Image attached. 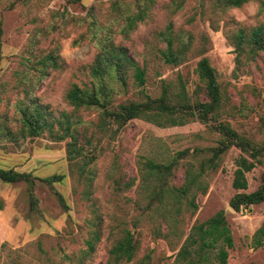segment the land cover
Returning a JSON list of instances; mask_svg holds the SVG:
<instances>
[{
    "label": "rangeland",
    "instance_id": "obj_1",
    "mask_svg": "<svg viewBox=\"0 0 264 264\" xmlns=\"http://www.w3.org/2000/svg\"><path fill=\"white\" fill-rule=\"evenodd\" d=\"M112 1L0 0V126L15 130L20 105L33 101L54 115L73 112L65 99L68 88L74 83L97 86L91 67L99 47L87 28L90 17L85 23L72 22L88 16L93 6L97 23L111 25L114 44L123 47L145 71L144 83L138 85L133 71L128 70L125 92L119 91L115 101L141 99V91L157 97L164 89L173 102L181 92L189 104L206 101L203 83L195 72L198 52L204 47L202 54L215 69L222 95L218 120L228 122L254 142H264V54L242 56L238 64L231 42L236 28L264 22V7L258 0L219 14L217 29L211 27L209 14H201L207 0H183L179 8L175 3L180 0H155L147 17L127 34L118 32L121 20L107 21L113 14ZM63 15L67 18L64 26L51 30L52 23H60ZM169 22L173 33L187 30L194 37L186 59L178 64L166 63L162 55L164 42L159 32ZM203 36L207 37L204 45ZM48 53L57 55V67L39 63ZM76 113L85 121L96 122L99 110L80 109ZM157 118L159 122L135 118L114 137L102 136L88 179L79 181L69 168L66 140L56 141L45 133L15 142L1 129L0 167L37 177L63 174L54 187L63 195L67 208L59 204L47 184L35 181L32 189L38 208L32 210L28 183L0 180V264H106L109 249L124 229L134 232L138 259L148 253L151 264H180L176 255L190 228L219 210L224 212L233 240L226 264H264V244H251L253 232L264 220V201L238 211L229 205L235 193L252 192L259 186L264 162L246 173V189H235L236 147L220 155L216 168L206 166L203 179L208 189L197 198L198 208L193 213L184 206L175 230L167 231L168 222L161 216L150 217L137 207L147 201L140 186V161L149 158L165 163L179 150L197 149L180 161L170 177L169 184L178 187L188 163L198 170L211 156L206 148L219 139L210 128L212 121L203 122L194 109L177 107L172 116ZM156 229L168 235L157 236Z\"/></svg>",
    "mask_w": 264,
    "mask_h": 264
},
{
    "label": "trees",
    "instance_id": "obj_2",
    "mask_svg": "<svg viewBox=\"0 0 264 264\" xmlns=\"http://www.w3.org/2000/svg\"><path fill=\"white\" fill-rule=\"evenodd\" d=\"M155 0H113L111 7L113 14L108 15L107 21L113 18L121 20L118 22V32L127 34L132 30L137 22L143 21L151 5ZM208 6L202 10L201 14H209L211 27L217 29V19L219 14L226 12L228 8L240 7L251 0H207ZM261 7H264V0H258ZM183 0L176 2V7L182 5ZM115 6V9H114ZM260 7V8H261ZM262 9V8H261ZM87 23V28L92 40L96 41L99 52L91 67L92 76L97 80V86L81 87L72 84L66 94L65 99L73 107V112L61 111L58 115L52 114L44 105L37 102L21 104L18 109L16 129H9L0 126L4 130V135L19 142L26 138H33L41 134H47L56 141L66 140V158L70 170L75 172L77 180L88 179L89 166L96 157L97 150L100 149V139L109 135L114 137L129 121L135 118H144L150 121H158L157 117L172 116L177 107H187L194 109L197 116L203 122L210 124V128L219 134V139L214 146L206 149L211 152V156L201 162L198 170L188 163L184 171V181L181 185L173 186L169 184V179L173 175L175 168L182 159L194 154V151L186 148L175 153L172 159L165 163L156 162L146 158L140 161V180L143 194L147 201L144 205H137L141 212L147 211L150 217L152 214L162 217L164 222H168L167 231L175 230L178 217L186 210L193 213L198 208L197 198L208 189V184L203 179L206 166L216 168V160L232 147L239 150L235 158V170L233 173L232 186L235 189H246L248 186L246 173L252 170L257 164L264 161V142L257 143L243 134L238 133L228 122L219 121L218 116L222 108V95L216 78V72L210 64L209 59L198 52L200 58L195 67V72L199 80L203 83L207 100L195 101L189 104L184 94L178 93L177 101L173 102L169 98L167 91L157 96L141 91V99L125 98L115 101V95L119 91H124L126 87V74L128 70L133 71V76L138 85L144 83V69L130 57L126 50L114 44L115 30L111 25H100L95 17L94 7L88 9V16L81 19H72L73 23ZM60 19V18H59ZM67 18L63 15L60 23H52L50 29L55 30L64 26ZM101 34L99 35V33ZM171 22L165 30L159 32L160 39L164 42L162 55L168 64H178L183 62L193 44V34L187 30H179L173 33ZM207 40L202 37V44ZM231 42L236 51L238 64L242 56L253 57L259 52L264 54V22L251 27L240 26L231 35ZM56 54L48 53L39 63L43 67H57ZM114 84H111V83ZM116 84L119 88H116ZM125 92V91H124ZM96 108L99 115L96 122L85 121L76 111L80 109ZM63 174H52L47 177H37L31 172H21L13 168L0 167V180L6 183L26 182L31 187L29 191L30 209L38 208V199L32 187L35 181L47 184L55 193L59 204L67 208L63 195L54 187L55 182H61ZM91 177L89 178V184ZM264 201V171L261 173V182L252 192H237L230 199L229 205L236 211L241 207H248ZM139 204V203H138ZM1 207V203H0ZM157 236H167L156 229ZM253 247L264 244V220L253 232L251 236ZM233 245L232 235L222 210L217 211L207 220L194 224L179 248L176 261L180 264H226L228 249ZM138 241L131 229H124L121 236L113 243L108 252L106 264H121L135 262L134 264H151L150 254L137 258Z\"/></svg>",
    "mask_w": 264,
    "mask_h": 264
}]
</instances>
